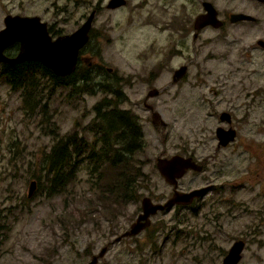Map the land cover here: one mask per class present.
Instances as JSON below:
<instances>
[{
    "label": "rangeland",
    "instance_id": "1",
    "mask_svg": "<svg viewBox=\"0 0 264 264\" xmlns=\"http://www.w3.org/2000/svg\"><path fill=\"white\" fill-rule=\"evenodd\" d=\"M105 1L82 53L93 61L103 85L119 89L120 107L144 115L142 98L148 87H157L159 95L150 100L167 122L162 128L148 126L147 146L136 152L141 169L138 199L116 207L115 214L107 211L90 189L85 163L62 189L51 193L55 187L42 160L54 143L53 133L78 131L90 139L86 128L94 117L93 104L106 95L103 90L71 94L68 88H56L43 111L42 106L25 107L21 92L0 77V264H86L105 245L97 264H223L233 239L244 235L251 242L239 264H264V181L261 192L254 194L258 185L249 180L257 170L264 175V92L258 93L263 100L259 118L239 124L242 139L232 150L211 154L218 120L205 119L207 100L231 96L240 101L245 99L242 88L247 95L264 89V52L256 43L264 37V5L256 9L250 0H212L218 6L233 3L257 20L250 23L249 34L236 28V35L221 37L205 28L194 47L192 21L200 10L195 0H170L158 8L126 0L115 9L106 8ZM96 2L0 0V28L7 13H38L45 20H57L58 32H49L52 37L70 33ZM63 6L68 11L62 12ZM180 19L187 21L190 32L185 46L174 44L180 49L167 56L169 34L176 35ZM172 21L178 24L174 29L168 26ZM178 64H186L187 71L173 83ZM188 151L205 165L201 171L185 173L178 188H210L192 205L160 210L137 235L113 241L141 211L143 196L164 201L171 194L172 185L156 168L157 156ZM33 179L37 183L28 195ZM255 211L262 223L254 220Z\"/></svg>",
    "mask_w": 264,
    "mask_h": 264
},
{
    "label": "trees",
    "instance_id": "2",
    "mask_svg": "<svg viewBox=\"0 0 264 264\" xmlns=\"http://www.w3.org/2000/svg\"><path fill=\"white\" fill-rule=\"evenodd\" d=\"M99 76L87 64H77L71 73L63 76L38 60L0 63V77L6 79L10 88L21 92L23 105L30 109L42 106L45 111L49 97L60 87L70 89L71 94H95L98 89L106 93L93 104L94 117L86 128L91 138L78 131L60 136L53 133L54 143L42 164L51 175V185L55 187L51 193H54L85 163L90 189L97 195L99 204L115 214L116 207L138 199L141 169L136 152L143 135L136 115L117 103L119 89L112 84L103 85Z\"/></svg>",
    "mask_w": 264,
    "mask_h": 264
},
{
    "label": "water",
    "instance_id": "3",
    "mask_svg": "<svg viewBox=\"0 0 264 264\" xmlns=\"http://www.w3.org/2000/svg\"><path fill=\"white\" fill-rule=\"evenodd\" d=\"M264 1V0H260ZM124 3V0H110L109 6H117ZM205 11L199 13L194 18V27L199 30L203 26L211 24L217 26L220 20L216 16V10L209 1L204 2ZM232 19L251 18L248 14H232ZM93 20V12L78 26L74 31L52 38L49 34L46 23L41 21L38 16H23L19 14H7L4 17V26L0 29V62L15 63L24 60H38L49 67L57 75H67L71 73L78 61L79 52L88 40V32ZM258 42L264 46V40ZM18 44L15 55H7L5 48ZM110 69V68H109ZM186 69L182 65L175 73L174 80L181 76ZM154 115L159 116L157 111ZM218 135L223 143L232 139L235 135L234 130H218ZM227 134V137H225ZM224 137H223V136ZM156 166L164 180L174 187L177 186V179L180 178L188 169L200 171L202 165L193 159L192 156L173 154L169 157H158ZM37 181H30L28 195L33 192ZM210 186L195 188L191 191H179L175 189L172 195L165 201H153L145 195L140 200L141 211L130 223L129 227L117 235L113 241H118L122 237L135 236L151 224V216L159 210H164L173 204L188 203L194 197L202 195ZM107 246L92 254L86 264H97L100 257L104 255ZM242 242L236 241L224 256L225 264H237L241 256ZM101 264H110L103 262Z\"/></svg>",
    "mask_w": 264,
    "mask_h": 264
},
{
    "label": "flooded vegetation",
    "instance_id": "4",
    "mask_svg": "<svg viewBox=\"0 0 264 264\" xmlns=\"http://www.w3.org/2000/svg\"><path fill=\"white\" fill-rule=\"evenodd\" d=\"M141 1H143L141 3L143 5H145L146 3L149 5V3H151V5L153 7L158 8V7H161V6L166 7L167 6L166 3L168 4L170 0H141ZM145 1H147V2H145ZM183 1L184 0L180 1V3H183ZM205 1L211 2V4L213 5L214 9L216 10V16L220 20V23L217 26H213L211 24H208L206 26H203L199 30H197L194 27V19H193V21H192V30H191V32H192L191 42H192V45L194 47L197 45L196 41L198 39H200L201 33L203 32V30L205 28L211 27V28L215 29L216 31H218L219 33H221V37H222V34H223V36H227V33L236 35V33H237V30H235L236 28L240 30L238 33H240V32L244 33L246 31L247 34H249L250 28H251L250 23H252V22L255 23V21L257 20V16L253 15L252 13L248 12L245 9H238V7L236 8V6L233 3L232 4H229V5H219L218 6L217 3L216 2H213L212 0H195V2L197 4V7L200 8V10L198 11L199 13H202V12L205 11V9H204L205 8L204 7V2ZM102 2H103V0H97V2L94 5H90L89 8H88V13L85 15V19H86L88 17V15L91 12H93V20L91 22V27H90L89 32H88V40H87L86 44L88 43V41L92 37V34H93V23H94L97 15H98L100 9H101V6H103V3ZM109 2H110V0H106L105 3H104V6L106 8H108V9H115V8H119L121 6L126 5V2L127 1L124 0V3H122L120 5H117V6H109ZM138 3H140V1H138ZM249 4L252 7L258 9L259 6L264 5V1H260V0H250L249 1ZM56 10H57V8L54 9L55 12H56ZM61 10H62V12H64L65 10L68 11L67 10V6H63V8ZM199 13H197V14H199ZM236 13L248 14V15L251 16V18L232 19L231 18L232 17V14H236ZM7 14H18V13H7ZM7 14H5L4 17ZM69 14L70 13H68V15ZM19 15H23V16H38L41 21H43V22L46 23V27H47L48 32H51V34H53L55 32H58V30H56L54 28V25L57 22L56 19L54 21H48V20H45L43 18V15L41 16L38 13H25V14H19ZM4 17H3V26H4ZM61 20H65L64 16L62 17ZM179 22H180L181 26H178V24H177L176 21H172L168 25L172 29L176 28L177 26L178 27L175 30V34L176 35H172L171 33L169 34V39H168V42H167L168 45H169L167 47L169 49V51L167 52V56H171L170 54H174L177 50L180 49L179 47H177L175 45L182 46V44H183L185 46V43H186L185 40L187 39L188 32H190V29H188V25H187V21L186 20L180 19ZM65 34H67V33H65ZM60 35H62V34H60ZM54 36L55 35H53L52 38H55L56 37V36L55 37ZM57 36H59V35H57ZM171 38H174L175 41L171 40ZM260 39H263L264 40V37L263 38H257L256 43L260 46V48L264 52V46L261 45L258 42V40H260ZM86 44L81 48V50L79 52V57H78L77 64H80V62H83L84 61L87 65L93 66V61L90 60V57L88 55H85L84 53H82L83 52L82 49L86 46ZM13 47H14L15 50H14V52L11 53V49ZM172 47H174V48L172 49ZM17 48H18V44L17 43H14L13 45L5 48L4 52L7 55H15L16 52H17ZM0 63H2V62H0ZM182 65H186V64H178V67H175L173 69L172 75H171V81L173 83H176L177 81H179L183 77V75H185V73L187 71V67H188L187 65H186L185 72L181 76H177V78L174 80V75H175L176 71ZM159 91L160 90L157 87H155V86H151V87H148L147 88L146 94L143 96L142 103H141L142 104V107L141 108L145 112L144 115H142V113L139 112V111H138V113H136V112H134V111H132L130 109V111L133 112L136 115V117L140 121V124H141V127H142V135H143V137H142V141L140 143L139 151H142L147 146L146 134H147L148 126L150 128H152V127H160V128H162V127H165L166 126V123L167 122L163 119V117L161 115V111L150 100L151 97H155V96L159 95ZM245 91H247V89H245V88H242L241 90H239V92H244V96H245V99H242L240 101H235L231 96L229 97V99H224V98H222V96H219V97H216L217 99L207 100V112H206L205 119L210 120V118L213 117L214 119L218 120V123L214 127V139H215V145H214V148H213V151L214 152H212L211 154L219 153L220 150H224V149H228V148H229V150H232V148H233L232 145H234L236 142H239L242 139V137L239 134V130H240V125L239 124L246 123V122H248V121H250L252 119H258L259 118L260 112H261L260 105L263 103V100L260 99L261 97L258 96V93L259 92H264V89H262V90L261 89L260 90L257 89L255 91L257 94H254V95L253 94L252 95H247L245 93ZM251 96H252V98L249 99V97H251ZM254 97H256L257 99L256 100H252ZM119 106H120V104H119ZM121 108L129 109V108L124 107V106H121ZM236 108H237V112H235ZM155 111H157L159 113V116L154 115V112ZM147 123H148V125H147ZM220 129H223V130H234L235 131V135H234V137L232 139H230L226 143H223L221 141L220 136H219L220 134L218 135V133H217L218 130H220ZM225 137H227V134H226ZM243 147L244 146L242 144H240L239 149L242 151L243 150ZM173 154H180V155H183V156H192L195 161H197L199 164L202 165V169L204 168L205 161L197 160L196 157L194 156V152H192V151H188V153H183V154H181V153H173ZM173 154H170L169 156H171ZM169 156L161 155V156H157V158L158 157H169ZM157 158H156V160H157ZM155 164H156V162H155ZM156 168H157V166H156ZM190 170L191 171L192 170L193 171H197V170H194V169H188L185 173H187ZM180 178L177 179V186L176 187H174L172 185V187H173L172 192H171L170 195H168L166 197V199L169 198L172 195V193H173V191L175 189H177L179 191H185V192L191 191V190L195 189V188H191V189H188V190H180L178 188V184H179ZM249 180H254V186L255 185H258L257 186V191L254 194L260 193L261 192V182H262L261 180L264 181V175L263 174H260V171L257 170V171H255L254 175H252ZM200 187H203V186H200ZM196 188H199V187H196ZM202 195L194 197L188 203H181V204H176L175 203L173 205H180V206H189V205H192ZM233 204H235V202H233ZM234 214H236V213H234ZM253 214H254V216H253L254 217V220H258L259 222H257V223H262L261 222L262 219L261 218L260 219L257 218L259 216L258 215V212L255 211V213H253ZM252 223H254V222H250V224H252ZM255 233L258 234L259 232L255 231ZM127 237H130V236H127ZM239 240L242 242V250H241L240 259L238 260L237 264H239L241 262V260H242V252L246 249L247 245H250L249 242H251L250 238L248 240L245 237V235H244V236L237 237V238L233 239L230 247L236 241H239ZM256 241H260V240L258 239ZM230 247L228 248V250L230 249ZM259 247H261V246L255 245V248H259ZM228 250L226 251L225 254H223V257H222L223 264H225L224 263V256L227 254Z\"/></svg>",
    "mask_w": 264,
    "mask_h": 264
}]
</instances>
